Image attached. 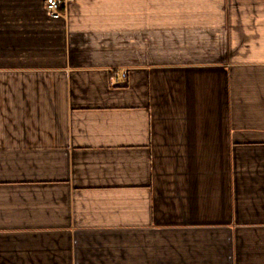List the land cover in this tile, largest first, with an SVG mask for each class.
Listing matches in <instances>:
<instances>
[{
	"label": "crops",
	"instance_id": "crops-1",
	"mask_svg": "<svg viewBox=\"0 0 264 264\" xmlns=\"http://www.w3.org/2000/svg\"><path fill=\"white\" fill-rule=\"evenodd\" d=\"M0 0V264H264V0Z\"/></svg>",
	"mask_w": 264,
	"mask_h": 264
},
{
	"label": "built area",
	"instance_id": "built-area-1",
	"mask_svg": "<svg viewBox=\"0 0 264 264\" xmlns=\"http://www.w3.org/2000/svg\"><path fill=\"white\" fill-rule=\"evenodd\" d=\"M71 0H47L46 9L53 17H61L64 15V9Z\"/></svg>",
	"mask_w": 264,
	"mask_h": 264
}]
</instances>
